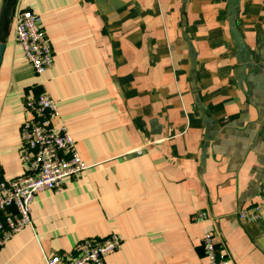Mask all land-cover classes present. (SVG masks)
I'll return each instance as SVG.
<instances>
[{"label":"crops","instance_id":"obj_1","mask_svg":"<svg viewBox=\"0 0 264 264\" xmlns=\"http://www.w3.org/2000/svg\"><path fill=\"white\" fill-rule=\"evenodd\" d=\"M24 10L41 16L53 64L34 74L13 21L0 179L25 174L24 100L42 92L87 170L37 195L0 264H46L113 234L123 245L106 264H210L208 229L231 264H264V0H16Z\"/></svg>","mask_w":264,"mask_h":264},{"label":"built area","instance_id":"obj_2","mask_svg":"<svg viewBox=\"0 0 264 264\" xmlns=\"http://www.w3.org/2000/svg\"><path fill=\"white\" fill-rule=\"evenodd\" d=\"M17 43L22 47L34 74L43 76L53 64V51L42 25L41 16L31 11L14 15ZM30 119L21 128V155L27 168L25 174L12 180L0 179V251L14 236L31 225L35 198L44 191L59 192L66 178H79L87 170L67 128L54 127L59 119L56 102L47 92L28 95L24 100ZM136 150L134 153H142ZM241 219H247L241 213ZM207 219L206 212H198L193 222ZM117 235L104 240L86 239L78 244L75 254L55 253L46 264H106L105 257L122 248ZM201 246L210 264H231L212 230L204 232Z\"/></svg>","mask_w":264,"mask_h":264},{"label":"water","instance_id":"obj_3","mask_svg":"<svg viewBox=\"0 0 264 264\" xmlns=\"http://www.w3.org/2000/svg\"><path fill=\"white\" fill-rule=\"evenodd\" d=\"M15 6L16 0H3V5L0 10V68L6 50L8 32L14 20Z\"/></svg>","mask_w":264,"mask_h":264}]
</instances>
